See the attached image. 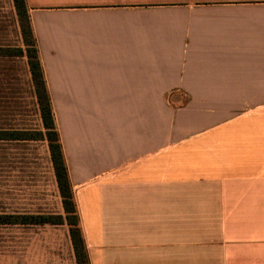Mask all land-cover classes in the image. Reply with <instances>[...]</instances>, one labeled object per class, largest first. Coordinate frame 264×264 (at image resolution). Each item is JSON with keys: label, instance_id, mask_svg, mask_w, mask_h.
Instances as JSON below:
<instances>
[{"label": "crops", "instance_id": "crops-1", "mask_svg": "<svg viewBox=\"0 0 264 264\" xmlns=\"http://www.w3.org/2000/svg\"><path fill=\"white\" fill-rule=\"evenodd\" d=\"M24 2L89 264H264V0Z\"/></svg>", "mask_w": 264, "mask_h": 264}, {"label": "rangeland", "instance_id": "rangeland-1", "mask_svg": "<svg viewBox=\"0 0 264 264\" xmlns=\"http://www.w3.org/2000/svg\"><path fill=\"white\" fill-rule=\"evenodd\" d=\"M17 20L11 1L0 0L1 47L20 44ZM16 127L44 132L26 57L0 56V136ZM72 200L78 217L73 191ZM57 214L65 217L48 140L0 138V215ZM67 233L65 219L62 224L0 223V264H24V249L49 241L36 235L57 234L60 242Z\"/></svg>", "mask_w": 264, "mask_h": 264}, {"label": "trees", "instance_id": "trees-1", "mask_svg": "<svg viewBox=\"0 0 264 264\" xmlns=\"http://www.w3.org/2000/svg\"><path fill=\"white\" fill-rule=\"evenodd\" d=\"M17 14L18 33L21 36L20 44L0 46V56L9 58L26 57L30 73L31 84L34 87L36 101L44 132L39 129H24L20 127L6 131L7 135L0 138L12 140H37L44 137L48 140L50 159L56 179L59 194L62 198V206L65 212L63 218L57 215H0V223L22 224H62L64 219L68 225V231L74 248L77 264H89L88 255L79 224V216L72 200V185L65 161L62 144L55 125L51 98L45 83L43 68L38 57V50L34 46V38L29 23V17L24 0H12ZM4 134V133H3Z\"/></svg>", "mask_w": 264, "mask_h": 264}]
</instances>
